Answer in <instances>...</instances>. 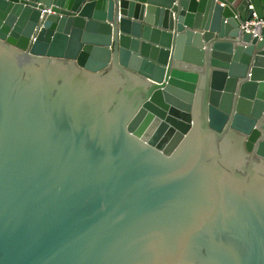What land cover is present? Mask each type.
<instances>
[{
  "label": "water",
  "instance_id": "water-1",
  "mask_svg": "<svg viewBox=\"0 0 264 264\" xmlns=\"http://www.w3.org/2000/svg\"><path fill=\"white\" fill-rule=\"evenodd\" d=\"M254 13L0 0V264H264Z\"/></svg>",
  "mask_w": 264,
  "mask_h": 264
},
{
  "label": "built area",
  "instance_id": "built-area-1",
  "mask_svg": "<svg viewBox=\"0 0 264 264\" xmlns=\"http://www.w3.org/2000/svg\"><path fill=\"white\" fill-rule=\"evenodd\" d=\"M249 7L251 8L252 5L250 4ZM257 24L264 25V18H258L256 13H254L253 17L242 25V28L246 31H251L253 26Z\"/></svg>",
  "mask_w": 264,
  "mask_h": 264
}]
</instances>
